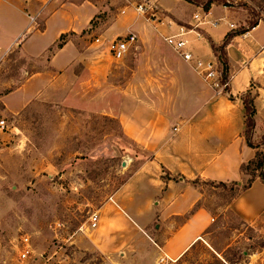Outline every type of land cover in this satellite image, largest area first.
I'll list each match as a JSON object with an SVG mask.
<instances>
[{"label":"rangeland","instance_id":"1","mask_svg":"<svg viewBox=\"0 0 264 264\" xmlns=\"http://www.w3.org/2000/svg\"><path fill=\"white\" fill-rule=\"evenodd\" d=\"M239 1L264 19V0ZM144 2L0 0V8H13H5L9 16H0V264H159L168 233L160 231L158 215L146 225L149 238L119 240L113 253L97 246L90 221L152 157L151 149L123 130L129 110L138 109L133 117L144 124L169 108L166 113L177 121L181 110L196 100L189 89L193 80L187 78L196 70L189 63L174 65L169 55H180L153 30L158 16L137 10ZM149 10L158 11L155 6ZM63 21L68 26L63 39L57 38L44 54L22 50L30 34L45 30L49 22L53 35ZM27 22V32L10 46ZM130 33L138 36L137 47L115 59L111 41ZM214 53L219 58V51ZM217 62L221 86L202 78L222 94L223 64ZM252 86V91L264 89V71ZM256 134L261 136L253 140L259 143L264 124ZM113 148L123 157H111ZM252 175L247 169L240 182L248 183ZM217 183L198 180L204 193L200 206L214 219L203 238L169 264H264V229L229 210L228 202L239 191H231L230 183ZM26 236L32 247L23 260Z\"/></svg>","mask_w":264,"mask_h":264},{"label":"crops","instance_id":"2","mask_svg":"<svg viewBox=\"0 0 264 264\" xmlns=\"http://www.w3.org/2000/svg\"><path fill=\"white\" fill-rule=\"evenodd\" d=\"M232 2L234 5L215 3L208 10L187 0H145L142 4L147 5V12L143 14L158 16L159 22L153 30L159 38L174 36L185 40L196 56L216 60L212 43L221 46L228 33L246 26L249 20L248 10L238 5L240 1ZM154 6L158 11L151 12L149 9ZM5 8L13 9L3 4L0 16H9ZM15 10L28 19L22 9ZM150 21L153 20L149 18ZM28 24L18 28L10 46L27 32ZM64 25L66 21L51 35L48 22L45 30L33 32L24 40L22 50L31 56L44 54L68 30ZM226 53L228 92L216 94L194 71L193 75L188 73L187 78L193 80L189 89L196 100L181 110L177 121L166 113L169 108L144 124L133 117L132 111L138 110L135 108L129 110L126 121L122 120L128 138L151 149L152 157L102 206L95 228V242L101 250L113 253L119 240L131 243L129 241L136 238H149L146 225L158 215L162 221L160 231L168 233L161 255L178 259L203 238L214 219L200 206L204 193L192 181L242 180L241 166L253 160L258 151L248 145L244 136L247 116L243 98L248 91L253 95L256 109L254 138L264 124V100H261L264 89L257 86V90L252 91V85L260 80L264 71V19L253 29L233 36ZM169 58L176 67L188 63L181 56L170 54ZM151 109L154 108L149 106ZM227 208L245 223L258 224L264 229V182L257 177L248 189L239 191L228 202ZM184 216L187 217L178 223ZM105 240L115 243L106 245ZM150 240L157 245L152 238Z\"/></svg>","mask_w":264,"mask_h":264},{"label":"trees","instance_id":"3","mask_svg":"<svg viewBox=\"0 0 264 264\" xmlns=\"http://www.w3.org/2000/svg\"><path fill=\"white\" fill-rule=\"evenodd\" d=\"M191 3L197 4L202 6L205 10H208L212 4L215 3H219V4H223V5H234V3L230 0H187ZM239 6L244 7L245 9L248 10V12L251 13L252 18L247 21V25L246 26H242L240 28H238L237 30H234L230 33L227 34L223 44L219 47H216L213 43H212V48L214 51H219V58H217L222 64H223V73H222V81L226 82L228 81V58H227V53H226V46L229 44L230 40L232 39L233 36L237 35V34H243L251 29H253L254 27H256L260 20H263V18L259 15V12L256 11L255 8L249 6L246 3H242L239 4ZM259 7V6H258ZM257 8V7H256ZM259 9L261 10L262 8L259 7ZM65 34H62L60 36V39H63ZM58 48H62L63 47V43H60L57 45ZM218 48V49H217ZM225 92H228V87H226ZM245 96L248 98H245ZM243 100H244V104H245V108H246V128L244 131V136L246 138V141L248 143V145L250 147L256 148L258 149L256 157L249 161L246 164H243L241 166V171L244 174L245 171L249 168L252 169L253 171V175H252V179L248 182V183H241L240 181H232L229 182L231 184L230 186V190L231 191H240V190H246L248 189L252 183L254 182V180L259 177L263 182H264V151H262V146H264V138L261 142L256 143L253 140L254 137V131L256 128V121H255V114H256V109H255V105H254V99H253V95L251 94L250 91H248L245 94ZM198 180H194L192 181V184L196 186V184L198 183ZM214 183L213 181H209ZM218 185L221 186H227L228 183L225 182H218Z\"/></svg>","mask_w":264,"mask_h":264},{"label":"built area","instance_id":"4","mask_svg":"<svg viewBox=\"0 0 264 264\" xmlns=\"http://www.w3.org/2000/svg\"><path fill=\"white\" fill-rule=\"evenodd\" d=\"M145 4H140L137 8L138 11L144 13L146 10ZM234 27V25H231ZM99 40V39H98ZM167 43L174 48L176 53L180 55L186 62L192 64L196 72L204 77L207 81L213 82L215 87H220L219 79H220V72H219V64L216 60L210 59H203L201 57L196 56L190 49L187 47V43L185 40L176 39L174 36L165 37ZM138 36L135 33L128 34L123 39H113L111 44L109 45V51L113 55L115 59L122 60L125 56L129 53L131 48L137 47ZM223 84L224 89L228 87V81L221 82ZM225 91V90H224ZM0 125L4 127V121H0ZM91 227L96 228L100 221V216L98 213H93L90 217ZM23 248L20 252L21 259L25 260L30 252L32 244L30 242V237L26 236L23 238ZM171 259L168 255H162L159 258V264H169Z\"/></svg>","mask_w":264,"mask_h":264},{"label":"water","instance_id":"5","mask_svg":"<svg viewBox=\"0 0 264 264\" xmlns=\"http://www.w3.org/2000/svg\"><path fill=\"white\" fill-rule=\"evenodd\" d=\"M112 151L115 152V153L110 154V152H107V154H108V155L110 154L111 157H123L122 152H120V150H118L117 148H113ZM240 184H241V182H240Z\"/></svg>","mask_w":264,"mask_h":264}]
</instances>
